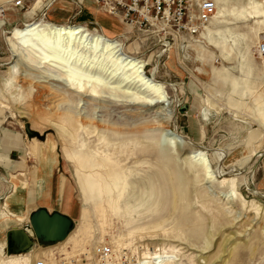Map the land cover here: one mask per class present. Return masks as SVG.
<instances>
[{
  "label": "rangeland",
  "instance_id": "374dc122",
  "mask_svg": "<svg viewBox=\"0 0 264 264\" xmlns=\"http://www.w3.org/2000/svg\"><path fill=\"white\" fill-rule=\"evenodd\" d=\"M16 1L0 4V264L26 253L9 251L6 232L30 229L34 205L27 200L44 193L50 176L52 192L61 178L64 202L71 198L68 235L77 232L66 243L31 238L30 249L49 253L45 249L57 246L68 256L108 241L136 256L141 253L137 247L167 254L172 249L171 264H264V65L256 53L264 38V0H213L219 15L215 12L204 32L166 46L154 36L129 32L93 5L73 16L70 0H20L21 7L14 6ZM40 20L80 25L123 43L130 55L144 61V75L164 85L168 106L140 108L110 89H100L95 98L79 96L59 83L41 89L45 93L37 100L32 88L52 68H38L29 56L32 62L22 61L10 73L16 58L8 38L13 28ZM78 49L80 61L90 56L87 66L94 53ZM55 50L45 49L49 56ZM68 50L60 57L68 58ZM103 64L94 66L96 72ZM241 65L250 70L245 69L248 76L242 77ZM68 118L73 131L64 132ZM89 121L101 127L87 129ZM163 121L181 139L165 138ZM113 124L123 133L104 131ZM47 138L54 144L49 170L44 154L29 152L32 142L44 150L41 143ZM164 138L172 148L162 144ZM188 150L205 154L216 180L188 167ZM221 153L219 163L216 155ZM71 163L80 174L112 170L113 189L80 201ZM220 171L225 174L216 173ZM231 180L237 195L228 198ZM21 202L22 208L17 207ZM9 214L24 219L10 225ZM79 220L83 226L78 229Z\"/></svg>",
  "mask_w": 264,
  "mask_h": 264
},
{
  "label": "bare ground",
  "instance_id": "6f19581e",
  "mask_svg": "<svg viewBox=\"0 0 264 264\" xmlns=\"http://www.w3.org/2000/svg\"><path fill=\"white\" fill-rule=\"evenodd\" d=\"M4 1L6 0H0V4ZM217 15H219L218 12H216L215 17ZM8 41L10 43L12 53L11 57L16 58L15 64L10 67V73H15L16 66L19 65L22 61L32 62L31 59H29V56H31L30 58L36 61V65L39 66L38 68H43L41 66L43 64H47L50 68H52L50 73L43 74L42 78H45V80H41L38 84L36 83L37 85L32 88L37 89L35 90V98L37 100L45 93L41 89H52L53 83H59L65 89H74L73 92H75L79 96L86 95L89 98H95L100 94V89H110L115 93L122 95L123 98H128V104L134 103L140 108H156L163 110L165 105L168 106V100L163 91V89H165L164 85L153 80L152 78H147L144 75V61L130 55L127 49L125 50L123 48V43L118 42L116 39L109 38L106 35L100 34L97 30H95V32H91L80 25H67L63 22H59L58 24L46 23L40 20L38 22L36 21L26 24L22 28H13L10 31V37L8 38ZM49 47H51L52 49H56V52L52 56H49L45 51V49ZM79 47L86 48L94 53L90 58V64H88L87 66L84 64L87 63L90 56L86 58L88 60L84 59L85 57H83V59L80 61V55H77V50H79ZM67 49H69L68 51H71L72 53L69 54L68 58L64 57L66 59L61 58V52H64V50ZM64 53L67 52L65 51ZM98 53L100 54L96 57V54ZM13 60L14 59H12V61ZM104 60L110 63V66L108 68L106 62V64H103ZM97 63L103 64L98 72H96V68H94ZM152 71H155V67ZM84 72H86V74ZM90 73L93 74L89 75ZM41 82L42 84L46 83L47 85H42L40 84ZM65 122L67 128L64 130V132L73 131V120H69L68 118ZM166 123V121H163L160 124L162 135L165 138L169 137L168 139L171 140H175L176 138L181 139L182 136L169 132ZM84 125H86L85 127H87V129L91 130L94 128V126L97 128L101 127L95 125L94 122L90 121L85 122ZM113 125L114 126H104V131L110 130L113 133L117 134L123 133V130L117 128V124ZM132 128L134 127L132 126ZM165 138L162 139V144H164L168 148H172V144ZM32 143L33 144L29 148V152L33 155L35 153H37L38 155L44 154L45 159H47V162L44 163V168H46L47 170L51 169L53 163L49 160L53 156L54 144L49 138H47L45 142L41 143V145H45V149L42 150L41 146H37L35 144L36 142ZM184 154L186 159L188 160L187 165L192 169V171L196 172L199 175L204 174L205 179L208 181L216 180V176H214L211 172L208 161L204 157V153L200 151L188 150ZM255 155L256 153L254 154V156ZM259 156L260 154L257 155V157ZM216 158L220 163L223 159L222 153L216 155ZM70 165L73 168L72 175L74 178V185L76 186V189L78 191L80 201L88 202L94 197L92 196L93 194H98V192L101 190H109V188L113 189V184L110 180L113 177L112 170L106 169L105 173H103L102 171H98L99 174L97 176L88 171L87 175L80 174L78 172L80 169L77 171L73 163H71ZM230 171L232 172V169ZM222 172L223 171L216 173H218V175L225 174ZM92 174L94 175V177ZM223 181H225L224 178ZM60 183L61 181H59V184ZM183 183L184 179L178 181V184L180 185H182ZM228 194V198L229 196L231 197L233 195H237L234 189L233 180H231L230 190ZM256 208L258 209L257 206ZM114 209L116 210V205H114V207L112 208L113 211ZM9 215L10 217H12L9 219L10 225H17L24 219L22 216H18L16 214ZM80 226H83L81 220L78 221L77 228L79 229ZM25 231L29 236H33L30 229H27ZM76 232L77 231L75 230L70 233L62 240L61 243L68 242L73 237V233L75 234ZM137 248H139L138 252L141 251V253L137 256L139 264H163L164 262L171 264L172 261L170 260L171 258H174L173 255L175 251L172 249L169 250L171 254H167L164 253L160 248L156 247H153V249L151 250L147 248L145 249V246H143L142 248ZM43 253L46 252L31 248L24 255L19 254L17 256L6 257L5 259H2L1 263L34 264V259Z\"/></svg>",
  "mask_w": 264,
  "mask_h": 264
},
{
  "label": "built area",
  "instance_id": "2783aa9c",
  "mask_svg": "<svg viewBox=\"0 0 264 264\" xmlns=\"http://www.w3.org/2000/svg\"><path fill=\"white\" fill-rule=\"evenodd\" d=\"M79 6L82 0H70ZM104 14L116 18L129 32L150 35L163 45L192 40L205 31L214 17L213 0H92ZM21 7V1L14 3ZM258 59L264 65V39L256 48ZM27 230V229H25ZM51 252L40 254L34 264H139L136 254L117 249L108 241L95 243L89 251L62 255L57 246Z\"/></svg>",
  "mask_w": 264,
  "mask_h": 264
},
{
  "label": "water",
  "instance_id": "95a60500",
  "mask_svg": "<svg viewBox=\"0 0 264 264\" xmlns=\"http://www.w3.org/2000/svg\"><path fill=\"white\" fill-rule=\"evenodd\" d=\"M28 224L33 236H29L25 230L10 229L6 232L9 251L14 254L27 252L33 245L31 238L41 243H55L62 241L69 233L71 220L58 212L48 213L44 209H36L30 213Z\"/></svg>",
  "mask_w": 264,
  "mask_h": 264
},
{
  "label": "crops",
  "instance_id": "0c3cea01",
  "mask_svg": "<svg viewBox=\"0 0 264 264\" xmlns=\"http://www.w3.org/2000/svg\"><path fill=\"white\" fill-rule=\"evenodd\" d=\"M67 3L70 7V10H68V12L73 16L78 15L81 11H83V9H85L86 6H89V5H90V7L92 5L95 6L94 3L92 2V0H82L80 7L74 5L73 2H71V1H68ZM261 68H262V70H264V66H261ZM245 69H247V68H245L243 65H241L239 67V71H240L242 77L246 76L247 74L249 75V72H246ZM247 70L250 71L249 69H247ZM223 73H224V69H222L220 71V75L222 77V80H223V75H224ZM51 177L52 176H50L49 179L45 180V185L43 188L44 193L35 194V196L33 198H30L27 200L28 204L34 205V207L32 209H30V213H32L35 209H44L48 213L58 212L59 214L64 215L67 218H71V214H72V209L70 210L71 198L69 197L67 199L68 201H66V203L64 202L66 190H65V187L63 185V182H62L61 186L59 184V181L61 180V178H59L57 180V182H55V185L57 188L54 190V192H52L53 190H52L51 181H50ZM49 183H50V185H49ZM67 194H69V192H67ZM31 197H32V195H31ZM16 204L18 205L17 207H20V208H22V206H23V202L16 203Z\"/></svg>",
  "mask_w": 264,
  "mask_h": 264
}]
</instances>
